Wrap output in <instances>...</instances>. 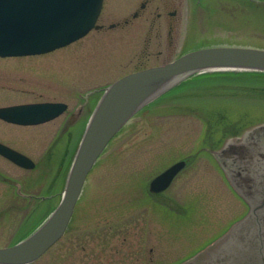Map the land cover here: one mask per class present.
Segmentation results:
<instances>
[{"label": "rangeland", "instance_id": "rangeland-1", "mask_svg": "<svg viewBox=\"0 0 264 264\" xmlns=\"http://www.w3.org/2000/svg\"><path fill=\"white\" fill-rule=\"evenodd\" d=\"M132 1L104 0L100 22L107 26L121 19ZM151 2L179 11L171 46L165 32L159 43L149 38L158 21L151 26L142 18L128 25L131 31L92 29L47 53L0 57V107L44 101L68 105L58 117L37 125L0 120V142L35 162L33 169H22L0 156V247L15 242L57 204L81 134L75 128L113 80L163 64L189 48L264 49V0ZM223 72L187 78L191 81L133 116L88 174L65 234L30 264H188L194 255L203 260L247 210L213 151L247 127L264 123V76ZM180 159L186 166L169 187L150 193L151 178Z\"/></svg>", "mask_w": 264, "mask_h": 264}, {"label": "water", "instance_id": "water-1", "mask_svg": "<svg viewBox=\"0 0 264 264\" xmlns=\"http://www.w3.org/2000/svg\"><path fill=\"white\" fill-rule=\"evenodd\" d=\"M101 5L102 0H0V56L41 54L71 43L95 27ZM209 70L264 72V49L207 46L132 71L107 85L81 134L58 203L30 234L0 247V264H30L42 256L64 234L88 173L121 127L192 73ZM66 108L63 102L3 106L0 119L35 125ZM0 155L21 167H34L30 158L2 143ZM213 155L248 211L215 240L203 260L194 255L188 264H264V123L227 138ZM185 165V160L169 165L149 181L148 190H165Z\"/></svg>", "mask_w": 264, "mask_h": 264}, {"label": "flooded vegetation", "instance_id": "flooded-vegetation-1", "mask_svg": "<svg viewBox=\"0 0 264 264\" xmlns=\"http://www.w3.org/2000/svg\"><path fill=\"white\" fill-rule=\"evenodd\" d=\"M151 1L152 0H137L136 2H134V0H133L131 2V4L129 5L130 7H128L129 9H127V11H126L127 14L122 15L121 19H116V20L110 21V19L108 18V20L110 22L106 26L105 24H102L100 22V19H99L101 14H102L103 6H104V0H103L102 7H101L100 13L97 17V21H96V26H97L96 30H104V29L106 30L108 28L112 29L114 27H118V28L123 27L122 29L127 30L128 25L131 24V22H132V25L135 24L134 26H136L139 22H142V21H140L142 18H144V20L147 21V25L153 26L154 22L157 20L158 23H157L156 28H154V32L153 33L150 31L148 32L149 38H150V36L153 35V37L156 38L157 43H159V41H158L159 39L157 40V38L159 36H162L163 32H165V35H166L165 39L168 40V46H171L173 43V38H174L175 34L177 33V25H178L177 23L180 22L179 11L177 8L165 10L163 8H160L161 5L159 3L155 4V3H152ZM196 1L198 4H200V2L202 3L203 0H196ZM170 3H172V2H170ZM150 5H151V7L155 8L154 11L159 10V9H161V10L155 13L154 11L151 10ZM131 6H132V9H131ZM190 8L194 9L195 7H190ZM143 15H144V17H141ZM134 19L137 20L136 23L135 22L133 23ZM128 30L131 31V29H129V28H128ZM148 42H150V41H148ZM185 51H182L181 53H183ZM139 63H141V61H139ZM45 199H43L41 201H44ZM39 202H40V200H39ZM25 221H27V220L25 219Z\"/></svg>", "mask_w": 264, "mask_h": 264}, {"label": "bare ground", "instance_id": "bare-ground-1", "mask_svg": "<svg viewBox=\"0 0 264 264\" xmlns=\"http://www.w3.org/2000/svg\"><path fill=\"white\" fill-rule=\"evenodd\" d=\"M235 46H237V45H235ZM204 47H207V46H199V47H196V48H194L193 50H195V49H199V48H204ZM257 48V47H256ZM145 68H147V67H145ZM205 69V68H204ZM211 71H213V70H209V71H202L201 73L202 74H204V75H207V74H209ZM239 71V70H238ZM248 72H256V71H248ZM201 73H197V72H195V73H192L191 75H189V76H198L199 74H201ZM99 99V98H98ZM93 108H94V106H93ZM92 108V109H93ZM92 111V110H91ZM91 113V112H90ZM86 123H87V120L86 121H84V124H81V123H79V126L78 127H76L75 129H76V133H77V131L78 132H80L81 134L83 133V130L85 129V126H86ZM78 134V133H77ZM81 134H80V137H81Z\"/></svg>", "mask_w": 264, "mask_h": 264}, {"label": "trees", "instance_id": "trees-1", "mask_svg": "<svg viewBox=\"0 0 264 264\" xmlns=\"http://www.w3.org/2000/svg\"><path fill=\"white\" fill-rule=\"evenodd\" d=\"M242 74H244V75H248V74H258V75H262V76H264V73H259V72H248V73H246V72H241ZM190 81H191V79H189ZM189 80H187V81H189ZM176 88V87H175ZM174 90V88L173 89H171L169 92H171V91H173ZM169 92H167V93H169ZM166 93V94H167ZM172 93V92H171ZM153 103V102H152ZM70 158H71V156H70ZM69 162H70V159H69ZM34 226V225H33ZM26 233H24V235H25Z\"/></svg>", "mask_w": 264, "mask_h": 264}]
</instances>
